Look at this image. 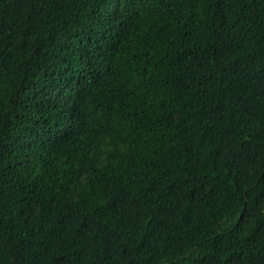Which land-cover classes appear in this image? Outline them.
Wrapping results in <instances>:
<instances>
[{"label": "trees", "instance_id": "1", "mask_svg": "<svg viewBox=\"0 0 264 264\" xmlns=\"http://www.w3.org/2000/svg\"><path fill=\"white\" fill-rule=\"evenodd\" d=\"M0 264H264V0H0Z\"/></svg>", "mask_w": 264, "mask_h": 264}]
</instances>
